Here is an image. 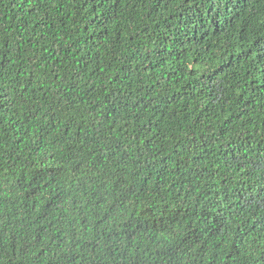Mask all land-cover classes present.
<instances>
[{
	"label": "trees",
	"instance_id": "16d2710c",
	"mask_svg": "<svg viewBox=\"0 0 264 264\" xmlns=\"http://www.w3.org/2000/svg\"><path fill=\"white\" fill-rule=\"evenodd\" d=\"M0 264H264V0H0Z\"/></svg>",
	"mask_w": 264,
	"mask_h": 264
}]
</instances>
